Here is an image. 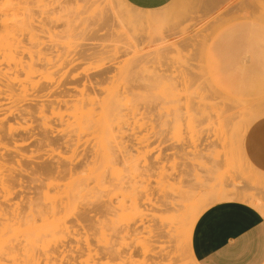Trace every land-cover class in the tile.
<instances>
[{
  "label": "rangeland",
  "instance_id": "1",
  "mask_svg": "<svg viewBox=\"0 0 264 264\" xmlns=\"http://www.w3.org/2000/svg\"><path fill=\"white\" fill-rule=\"evenodd\" d=\"M10 13L4 17L10 29L32 15L35 41L54 46V55H68L81 44L101 45L118 52L111 66L113 75L118 74L120 80L114 85L116 94L103 92L98 97L104 100V108L97 111L99 116L95 120H99L90 125V131L85 129L89 121L84 116L75 115L64 106L54 105L56 116L47 114L54 121L55 133L51 137L61 143L68 136L80 137L78 146L55 147L53 152L42 146V120L38 113L34 116L37 129L18 130L12 137L9 126L30 124L32 117L27 113L54 98L40 97L45 92L32 89V83L41 79L39 74L23 83L28 89L26 94L22 85L15 84V97L9 98L5 85L15 77V63L5 56L9 54L4 49L11 40L6 31L9 28L0 30V72L5 81L0 85L4 91L0 96V129L5 136L0 143V162L7 171L17 173L18 161L23 156L26 158L22 161L30 167L44 161L70 163L84 157L89 163L77 174L58 181L57 188L27 190L8 203L11 210L21 208L27 213L33 205L68 203L70 207L67 217L60 214L55 223L38 220L35 226H16L1 236L0 264H24L26 251L61 250L58 244L63 224L73 226L88 204L98 203L112 205L117 211L108 216L89 215L98 224V232L91 238L93 248L103 249L106 243L116 245L127 259L131 255V263L126 260L124 264H196L188 235L193 228L186 221L163 224L161 216H185L189 205L205 200L199 219L208 208L221 202L215 199L221 193L228 195L224 201L262 205L264 180L249 167L242 151L243 137H238L245 116L244 103L228 97L226 88L264 57V0H174L156 11L138 10L124 0H25ZM139 16L152 18L136 22ZM46 23L49 25L42 32L41 26ZM84 31L98 32L104 39L84 42ZM23 33L20 39H25L26 44L30 34ZM227 46L232 47L230 52ZM44 47L32 50L38 52ZM224 53L230 55L226 60L220 56ZM18 59L23 63L30 61L28 53L20 54ZM103 63L83 64L73 74L87 68H93L90 72L98 71L104 68ZM18 77L22 81L27 79L24 73ZM129 86L128 95L124 89ZM106 87L111 89L112 85ZM66 88L80 97L82 87ZM258 90L264 97V80ZM252 100L247 99L254 109ZM111 107L113 112H109ZM215 108L221 111V118L215 114ZM263 116L264 113L255 114L244 134ZM220 120L227 122L226 142L215 134L214 127ZM152 126L163 130V137L172 145L159 161L157 151L148 155L146 148L137 145L138 139L151 137ZM121 144L128 147L127 152L120 149ZM156 146L157 142L152 148ZM29 157L34 160H27ZM175 161L178 166L174 171ZM150 163L153 169L149 173ZM28 180L30 177L24 174L25 186ZM2 194L0 191V201ZM237 195L246 199H238ZM11 249L15 252L8 256ZM85 259L86 256L82 258ZM98 264L123 263L101 260Z\"/></svg>",
  "mask_w": 264,
  "mask_h": 264
},
{
  "label": "bare ground",
  "instance_id": "2",
  "mask_svg": "<svg viewBox=\"0 0 264 264\" xmlns=\"http://www.w3.org/2000/svg\"><path fill=\"white\" fill-rule=\"evenodd\" d=\"M25 0H0V30L2 28H9L7 26V18L10 12L17 10L20 5L24 4ZM4 6V7H2ZM25 12L28 10L24 9ZM150 18L147 16H139L136 18L137 21L147 20ZM156 18V17H155ZM32 15H27L23 20L17 21L16 24L10 29H7V36H11V40L5 43V50L9 51L8 56L15 63L14 78H9L6 81L5 87L9 93V98L12 99L15 97L16 86L15 84H20L23 86V83L27 82L28 79L36 75H40L41 79L37 82L32 83V89L37 90L39 93L45 92L44 95L40 97L45 98H54L53 101H49L43 105L38 110H31L27 114L32 118L29 119L31 122L26 126L19 125L18 128L9 126V134L13 137L14 132L18 130L22 131H34L37 129L34 126L36 120H34L35 113H38L39 117L42 120L40 126L42 140V146H46L51 149L55 147H66L72 148L80 144V137L73 139L72 136H68V139L62 143L58 138L51 137L55 133L54 121L47 115L48 113L51 116H56V108L64 106L68 110H73L75 115L80 114L84 116L89 126L85 127L86 130H91V124H95L98 120H95L97 116V111L104 108V100H100L98 97L102 95L103 92H112L116 94L118 90H115L114 85H118L120 77L118 74L113 75V67L111 63L116 59L118 52H112L103 48L101 45H89L81 44L76 46L73 51L68 55L64 53L54 51V46H47L45 43H39L35 41L37 35L34 33V28L32 25ZM49 23L43 24L41 26V31L44 32ZM29 32L30 38L28 44L30 48L25 44V39H20V36H23V32ZM18 36V37H17ZM83 36L84 42H96L104 39V36L101 37L98 35V32L84 31L81 34ZM17 37V38H16ZM40 46H45L38 52H34L32 49ZM228 52L231 51L232 47L227 46ZM3 50V48H2ZM29 54L30 61L23 63L21 59H18L20 54ZM219 55V54H217ZM220 56L226 60L230 57L228 53L220 54ZM264 58V57H262ZM262 58H259L257 65L246 72L240 77H237L236 80L232 82L226 88V94L228 97L234 99L237 102H243L242 112L245 114L243 117L239 128H238V137H245L244 130L249 124V121L255 114L264 113V97L262 93L258 90V85L261 81L264 80V61ZM96 61L104 62V68L95 71H92L93 68H87L83 73L73 74V72L78 71L83 64L92 65ZM67 69L64 73L60 75V72ZM54 70V71H53ZM24 73L26 75V81L19 79V75ZM232 74V71L229 75ZM3 74L0 72V85L3 86L5 82L2 78ZM6 78V77H5ZM129 82V81H128ZM67 85H75L77 87H82L79 91V98H76V95L71 94V91L66 88ZM107 85H112V88L106 87ZM24 93L26 94L28 89L26 86H23ZM107 89V91H105ZM125 92L129 95L131 93V86L125 87ZM4 93L0 87V96ZM248 97L253 98L252 102L255 103V108L249 104L247 101ZM27 96H24L23 101H26ZM73 98H76L72 100ZM109 112H113V108H109ZM216 115L221 118V111L219 109H214ZM61 116V115H60ZM63 116H61L60 122H62ZM39 128V126H38ZM216 136L225 141L227 140V122L225 120H220L217 126L214 127ZM84 130V129H82ZM4 130L0 129V143L5 139V136L2 135ZM163 130L157 131V128L152 126L151 128V137L138 139L137 145L140 148H146V153L148 155L152 154L154 151L158 152L156 161H159L163 157L164 151L169 149V141L163 137ZM244 134V135H242ZM242 135V136H241ZM33 136V135H32ZM157 142V146L152 148L153 143ZM243 147V144H242ZM127 152L128 147L121 144V148ZM76 151V150H75ZM243 151V148H242ZM121 152V151H120ZM176 157L177 153L174 154ZM244 155V154H243ZM26 157H22L18 161L19 170L18 173L16 170L7 171L6 166L0 162V191L3 193V201H0V237L3 236L8 231L17 227L23 226H35L37 221L42 222H53L57 219V216L64 214L67 217L69 212L70 205L68 203H61L59 205L52 206H38L33 205V208H30L29 213L23 209H14L11 210V207L8 205L13 199L21 197L27 192V190H35L36 192H41L43 189L47 188H57L59 186L58 181L67 179L68 176L77 174L79 169H85L89 165L88 160L84 157L83 159L75 158L70 161V163H65V161L60 160V162L44 161L40 165L35 167H30L29 163H24L22 160ZM50 158V157H49ZM118 158V156H117ZM245 158V157H244ZM27 160H34L32 157L27 158ZM246 160V159H245ZM249 165V164H248ZM178 166V162L173 163L174 171ZM250 167V165H249ZM251 168V167H250ZM153 169V164H149L147 172H151ZM165 170V165L162 167ZM24 174L30 177V180L27 181V186H25L23 181ZM38 184V185H37ZM32 185H35L32 187ZM20 189L16 191L17 187ZM228 195L221 193L215 196V199L218 201L227 200ZM238 199H246V196L237 195ZM206 201H196L187 207V215L179 214H170L163 215L160 217V221L166 225H177L182 222H188L190 228L195 227L196 222L198 221L197 216L203 204ZM125 205H122L121 208H124ZM19 207V206H17ZM117 211V208L104 203L98 204H88L83 211L78 214L76 223L73 226H67L63 224V236L58 244L61 250H51L43 252H30L26 251L24 264H98L101 260L112 261H121L123 264L125 261L131 263V255L127 259L123 255V251L116 248V245H110L106 243L103 249H95L91 244V238L95 237L98 232V224H96L89 215L91 213H97L102 216L113 215ZM104 228V227H103ZM115 230V226H113ZM193 230L188 234L192 240ZM82 231V232H81ZM130 231H128L129 233ZM75 243L72 246V243ZM14 249H11L8 253V256L14 254ZM23 254V256H24ZM86 256L85 260H82ZM60 258V259H59Z\"/></svg>",
  "mask_w": 264,
  "mask_h": 264
},
{
  "label": "crops",
  "instance_id": "3",
  "mask_svg": "<svg viewBox=\"0 0 264 264\" xmlns=\"http://www.w3.org/2000/svg\"><path fill=\"white\" fill-rule=\"evenodd\" d=\"M124 1L138 10L156 11L174 0ZM242 148L246 162L264 180V116L247 129ZM262 193V205L224 201L200 216L191 241L196 264H264V188Z\"/></svg>",
  "mask_w": 264,
  "mask_h": 264
}]
</instances>
